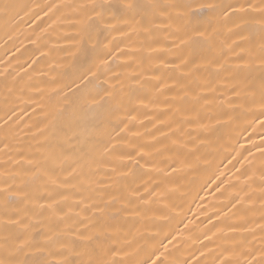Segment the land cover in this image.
I'll return each instance as SVG.
<instances>
[{
	"label": "bare ground",
	"instance_id": "obj_1",
	"mask_svg": "<svg viewBox=\"0 0 264 264\" xmlns=\"http://www.w3.org/2000/svg\"><path fill=\"white\" fill-rule=\"evenodd\" d=\"M259 2L0 0V260L264 264Z\"/></svg>",
	"mask_w": 264,
	"mask_h": 264
},
{
	"label": "snow or ice",
	"instance_id": "obj_2",
	"mask_svg": "<svg viewBox=\"0 0 264 264\" xmlns=\"http://www.w3.org/2000/svg\"><path fill=\"white\" fill-rule=\"evenodd\" d=\"M13 7H15L14 5L11 4H3L0 5V11H4L7 12L8 10L12 9ZM127 7L132 8L133 5H128ZM185 7H187L188 9L192 10V14L195 16L198 13V9H202L204 7H208V8H213L216 7V5H204V4H200L197 8L196 5L194 4H188ZM228 8H232L234 11L236 10V8L233 5H228ZM239 10L242 12H258L260 15V23L262 26H264V0H260V2L258 4H253V3H249L247 5V7H245L244 5H240L239 6ZM200 35H203V33H200ZM262 57H264V47H262ZM264 62V61H262ZM260 104L262 107H264V85H262V89H261V95H260ZM264 114V113H262ZM264 123V122H262ZM262 152H264V149L261 150ZM153 255H155V253H153ZM160 256H163V253H160ZM160 256H157L155 260H152L151 258H149V260L144 261V264H157V261L159 260V264H165L164 260L160 259ZM0 264H14V262L12 261H4V260H0Z\"/></svg>",
	"mask_w": 264,
	"mask_h": 264
}]
</instances>
